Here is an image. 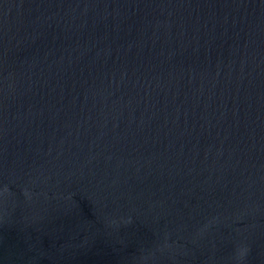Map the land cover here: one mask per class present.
Returning a JSON list of instances; mask_svg holds the SVG:
<instances>
[{
	"label": "water",
	"instance_id": "water-1",
	"mask_svg": "<svg viewBox=\"0 0 264 264\" xmlns=\"http://www.w3.org/2000/svg\"><path fill=\"white\" fill-rule=\"evenodd\" d=\"M0 264H264V0H0Z\"/></svg>",
	"mask_w": 264,
	"mask_h": 264
},
{
	"label": "clouds",
	"instance_id": "clouds-1",
	"mask_svg": "<svg viewBox=\"0 0 264 264\" xmlns=\"http://www.w3.org/2000/svg\"><path fill=\"white\" fill-rule=\"evenodd\" d=\"M243 254H244V253H243V252H241V253H239V256H240V257H242V256H243Z\"/></svg>",
	"mask_w": 264,
	"mask_h": 264
}]
</instances>
